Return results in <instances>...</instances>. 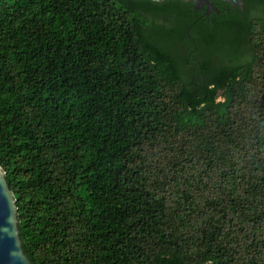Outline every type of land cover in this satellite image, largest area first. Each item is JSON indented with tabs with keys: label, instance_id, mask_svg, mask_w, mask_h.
Wrapping results in <instances>:
<instances>
[{
	"label": "trees",
	"instance_id": "trees-1",
	"mask_svg": "<svg viewBox=\"0 0 264 264\" xmlns=\"http://www.w3.org/2000/svg\"><path fill=\"white\" fill-rule=\"evenodd\" d=\"M0 0V166L34 264H264V0Z\"/></svg>",
	"mask_w": 264,
	"mask_h": 264
},
{
	"label": "water",
	"instance_id": "water-1",
	"mask_svg": "<svg viewBox=\"0 0 264 264\" xmlns=\"http://www.w3.org/2000/svg\"><path fill=\"white\" fill-rule=\"evenodd\" d=\"M163 2L165 0H152ZM193 2L196 9H206L220 13L213 0H183ZM234 7L246 10L244 0H223ZM0 264H34L23 248L20 236L18 208L14 192L10 189L6 173L0 166Z\"/></svg>",
	"mask_w": 264,
	"mask_h": 264
}]
</instances>
